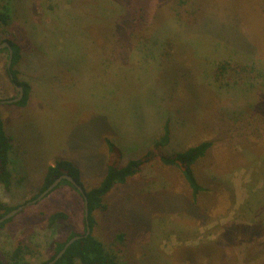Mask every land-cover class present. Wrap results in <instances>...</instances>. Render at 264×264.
Instances as JSON below:
<instances>
[{
	"label": "rangeland",
	"instance_id": "374dc122",
	"mask_svg": "<svg viewBox=\"0 0 264 264\" xmlns=\"http://www.w3.org/2000/svg\"><path fill=\"white\" fill-rule=\"evenodd\" d=\"M0 45L21 49L24 107L0 51V114L14 138L0 203L25 206L0 229V261L20 244L50 259L55 242L85 232V202L63 186L36 204L47 170L68 161L86 190L111 162L149 158L106 197L93 235L120 264H264V0H12ZM164 156L203 142L194 200ZM56 212L67 221L48 226ZM1 214V211H0ZM79 264V263H78Z\"/></svg>",
	"mask_w": 264,
	"mask_h": 264
},
{
	"label": "trees",
	"instance_id": "16d2710c",
	"mask_svg": "<svg viewBox=\"0 0 264 264\" xmlns=\"http://www.w3.org/2000/svg\"><path fill=\"white\" fill-rule=\"evenodd\" d=\"M11 1L12 0H0V34L5 36H8L10 34L9 27L11 26L13 21L12 15L10 13L11 8L9 7ZM5 41H7L14 50L13 63L10 72L13 76V80H10L13 84H16L17 86H20L24 89V98L21 102L15 104V106L24 107L29 101L31 88L28 83L21 82L19 80V71L17 70V67L22 58L21 49L12 40L5 39ZM2 52H6L8 54L7 49L3 50ZM168 139L169 128L168 126H166L164 137L156 144V149L161 154V157H159V159L164 165L174 166L181 170L183 178L191 189L192 197L194 200H196L199 195L203 192H206L207 189L199 183L193 167L199 160L206 157L209 150L213 147V143L209 141L203 142L183 153H177L167 157L163 155L162 149L168 143ZM108 145L110 148L111 162L107 166L105 177L96 188L86 190L81 179L80 170L68 161L59 162L55 166L49 167L47 170L44 186L41 191L42 193L62 175H69L77 182L79 186L84 188L85 195L87 196L88 200L89 223L92 229L91 235H89L88 237H82L80 240L76 241L56 264H120L108 252L105 244L93 235V230L96 224L94 213L96 211L104 210L106 197L111 193V191L118 185L126 184V182L132 176L140 172L145 167L146 163H148L149 158L147 157L146 159L134 160L125 166H121V156L116 152L117 149L114 147V145H112V143L108 142ZM13 149L14 138L6 131L4 120L0 114V185L4 186L8 190L11 189L16 183H20L16 180L11 170L10 155ZM63 186H68L77 191V189L66 180L61 181L56 189H59ZM17 208L18 207L13 208L4 203H0V219ZM68 218L69 216L66 213H53L48 218V226L50 228H53L57 223L67 221ZM12 220L13 219H10L1 224L0 229H2L7 223L11 222ZM85 233L86 223L85 232L83 234L72 232L64 241L55 242L52 256L48 261L41 264H48L59 254V252L64 248L67 242H69L75 236H84ZM32 254V248H30L26 244L20 243L13 250L10 258L7 259L8 264H31L28 261L27 256ZM0 264L5 263L3 261H0Z\"/></svg>",
	"mask_w": 264,
	"mask_h": 264
},
{
	"label": "water",
	"instance_id": "95a60500",
	"mask_svg": "<svg viewBox=\"0 0 264 264\" xmlns=\"http://www.w3.org/2000/svg\"><path fill=\"white\" fill-rule=\"evenodd\" d=\"M8 50V63H7V70L10 74V79L13 80V76L11 75V68H12V63H13V57H14V50L12 48V46L7 42H3L0 45V51L1 50ZM14 87L16 88V90L19 92V96L13 100H8V101H4L2 103H6L9 105H15L19 102L22 101V99L24 98V89L20 86H17L16 84H14ZM66 180L68 182H70L79 192V194L82 195L84 202H85V223H86V233L84 236H75L73 237L69 242L66 243V245L64 246V248L59 252V254L52 260L50 261L48 264H56L66 253V251L78 240H80L82 237H88L89 235H91L92 233V229L90 227V223H89V207H88V200H87V196L85 195V190L83 187L79 186L77 184V182L70 177L69 175H62L61 177H59L58 179H56L53 184L51 186L48 187V189H46L40 196H38L35 200H33L32 202H28L26 204V206L32 205V204H36L37 202L41 201L42 199H44L46 196H48L53 190H55L58 185L61 183V181ZM25 206H21L18 207L17 209L11 211L10 213H8L7 215H5L3 218L0 219V225L3 224L4 222L12 219L13 217H15L19 212H21L24 209Z\"/></svg>",
	"mask_w": 264,
	"mask_h": 264
}]
</instances>
